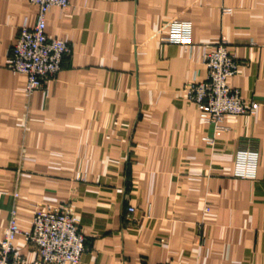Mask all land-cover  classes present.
Instances as JSON below:
<instances>
[{"label":"crops","instance_id":"obj_1","mask_svg":"<svg viewBox=\"0 0 264 264\" xmlns=\"http://www.w3.org/2000/svg\"><path fill=\"white\" fill-rule=\"evenodd\" d=\"M36 15L0 0V241L13 212L28 232L60 206L85 237L79 264H264V0H71L46 18L70 54L29 95L8 64ZM173 21L190 45L163 41ZM222 39L240 63L228 85L260 109L216 135L184 88ZM13 248L36 261L22 236Z\"/></svg>","mask_w":264,"mask_h":264},{"label":"built area","instance_id":"obj_2","mask_svg":"<svg viewBox=\"0 0 264 264\" xmlns=\"http://www.w3.org/2000/svg\"><path fill=\"white\" fill-rule=\"evenodd\" d=\"M37 9L36 22L32 28L24 24L16 42L11 47L8 69L27 78L26 92L31 95L54 79L61 71L66 57L70 54L68 44L46 34V18L53 8L67 9L71 0H28ZM229 13V10H225ZM192 25L184 21L169 24V36L165 43L190 45ZM207 79L185 86L189 102L198 109L201 122L215 126L216 135L225 131L222 126L227 116H255L260 104L243 100L238 90L230 88L228 80L239 73L240 63L229 51L228 43L222 39L219 44L206 52L203 58ZM211 144V139H205ZM256 154H239L238 176L245 178V165L254 162ZM129 214L135 209L130 208ZM205 212H209L206 208ZM79 220L65 207H47L37 210L32 228L22 232L15 219V212L9 221L5 238L0 241V264H79L85 253V237L79 229ZM22 236L35 250L37 259L28 262L14 252L16 238Z\"/></svg>","mask_w":264,"mask_h":264}]
</instances>
